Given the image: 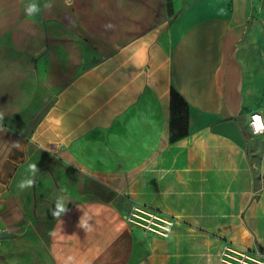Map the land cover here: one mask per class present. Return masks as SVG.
I'll return each mask as SVG.
<instances>
[{
	"label": "crops",
	"instance_id": "0c3cea01",
	"mask_svg": "<svg viewBox=\"0 0 264 264\" xmlns=\"http://www.w3.org/2000/svg\"><path fill=\"white\" fill-rule=\"evenodd\" d=\"M28 2L0 0V264H224L225 240L264 247V135L242 129L264 112V0H37L31 17ZM228 120L244 145L215 130ZM135 204L176 217L172 234L132 226Z\"/></svg>",
	"mask_w": 264,
	"mask_h": 264
},
{
	"label": "built area",
	"instance_id": "2783aa9c",
	"mask_svg": "<svg viewBox=\"0 0 264 264\" xmlns=\"http://www.w3.org/2000/svg\"><path fill=\"white\" fill-rule=\"evenodd\" d=\"M259 116L264 123V112L255 111L248 115L247 125L252 137L264 135L253 134L251 127L253 117ZM126 220L145 234L169 237L176 225V217L142 204H135L125 215ZM219 259L224 264H264V251L258 248H248L232 241H223L219 250Z\"/></svg>",
	"mask_w": 264,
	"mask_h": 264
},
{
	"label": "clouds",
	"instance_id": "9594fccd",
	"mask_svg": "<svg viewBox=\"0 0 264 264\" xmlns=\"http://www.w3.org/2000/svg\"><path fill=\"white\" fill-rule=\"evenodd\" d=\"M65 4L68 6H71V0H65ZM53 0H45L43 7L45 9H51L53 7ZM24 13L31 17L38 15L41 12V7L37 0H29V2L24 6ZM4 119V114L0 112V121ZM56 124H59V120L55 121ZM253 129L254 135H259L262 132H264V123L261 122V119L259 116L253 117V123L251 125ZM28 172L30 173V176L26 178H22L17 187L19 190L23 191L26 189H30L34 187L36 183V177L38 173H40V169L37 167V163H32L28 165ZM69 201L66 199V195L61 192L59 195L55 198L54 208L51 207V215L54 218H60L63 214H65L67 209V204ZM86 213L80 218L79 220V227L83 228L86 232L91 229L92 225L89 223V219H86Z\"/></svg>",
	"mask_w": 264,
	"mask_h": 264
},
{
	"label": "rangeland",
	"instance_id": "374dc122",
	"mask_svg": "<svg viewBox=\"0 0 264 264\" xmlns=\"http://www.w3.org/2000/svg\"><path fill=\"white\" fill-rule=\"evenodd\" d=\"M242 129H243V133H244L246 138L252 137L251 133L249 132V128L246 124V121H244ZM260 159H261L260 151H258V152L255 151L254 153H252V161L255 164L253 167L254 168V177L256 179V189H255L254 194H253V198H252L253 200L259 199L261 197L262 191L264 190V184H262V182L264 183V175L261 173V169L259 168L260 167V165H259ZM27 224L29 226L28 228H30L32 226V223H27ZM42 226L40 224L36 223L32 227H35L37 229L44 228V226L43 227ZM237 226H238L239 231H241L243 229V225L241 222H239ZM29 231L32 233V232H34V229H27L26 230V232H29ZM250 241L247 242L246 244H242L238 241H236V242L232 241V242H235L239 245H243V246H246V247H249L252 249L258 248V249L264 251V247L262 245L258 244L256 239H255V242H254V240H252L251 242Z\"/></svg>",
	"mask_w": 264,
	"mask_h": 264
},
{
	"label": "trees",
	"instance_id": "16d2710c",
	"mask_svg": "<svg viewBox=\"0 0 264 264\" xmlns=\"http://www.w3.org/2000/svg\"><path fill=\"white\" fill-rule=\"evenodd\" d=\"M171 98L172 138H178L187 132L188 104L174 88L171 89Z\"/></svg>",
	"mask_w": 264,
	"mask_h": 264
},
{
	"label": "water",
	"instance_id": "95a60500",
	"mask_svg": "<svg viewBox=\"0 0 264 264\" xmlns=\"http://www.w3.org/2000/svg\"><path fill=\"white\" fill-rule=\"evenodd\" d=\"M214 128L216 131H218V130L221 131L224 128L227 129L225 131L228 132V135L231 138H233L235 141H237L241 145H244V140L242 138V135L232 120L222 122V123L216 125ZM10 235H12V234L7 232V231H1L0 232V237H6V236H10Z\"/></svg>",
	"mask_w": 264,
	"mask_h": 264
}]
</instances>
